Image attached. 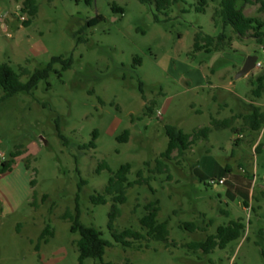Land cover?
I'll return each instance as SVG.
<instances>
[{"label":"rangeland","instance_id":"rangeland-1","mask_svg":"<svg viewBox=\"0 0 264 264\" xmlns=\"http://www.w3.org/2000/svg\"><path fill=\"white\" fill-rule=\"evenodd\" d=\"M220 1L210 0L200 13L196 0L166 12L140 0H38L39 12L25 26L17 17L23 0H0V12L16 16L14 29L6 30L0 20V63L19 72L22 66L34 71L57 56L74 59L66 70L57 63L33 95L0 101V159L22 152L15 158V170L0 174V264H81L80 234L63 218L67 210H75L78 194L80 221L115 243L109 228L112 201L95 205L90 197L103 193L125 163L131 164L129 180L134 184L115 227L142 231L145 205L159 199L158 220L168 222L169 239L144 242L142 248L115 244L102 259L82 264H264V132L252 150V134L238 121V141L232 129H213L184 155L161 157L169 143L166 125L192 134L209 126L213 117L224 120L245 113L235 93L214 85L234 82V91L250 98L258 77L264 76V40L242 39L231 27L225 30L229 38L223 48L195 50L199 31L215 37L223 31L213 20ZM114 3L124 12H115ZM239 6L247 16L264 21L261 1L241 0ZM98 15L101 21L87 26ZM250 55L262 66L237 79ZM220 106L224 112H218ZM126 129L129 139L120 141ZM94 130L97 148H83L93 140ZM104 161L110 169L97 172ZM21 169L19 190L11 178ZM140 171L152 177L149 184L135 183ZM81 178L88 184L79 193ZM223 178L225 183L219 184ZM233 221L244 229L224 248L210 253L193 248ZM47 224L54 236L37 251Z\"/></svg>","mask_w":264,"mask_h":264},{"label":"trees","instance_id":"trees-1","mask_svg":"<svg viewBox=\"0 0 264 264\" xmlns=\"http://www.w3.org/2000/svg\"><path fill=\"white\" fill-rule=\"evenodd\" d=\"M93 0H87L91 3ZM215 1V0H212ZM241 0H221L219 4L214 8L213 20L216 26H221L223 31L218 36H211L205 34L203 31H199L195 38V50L206 49L211 51L212 49L223 48L226 40L229 38L225 32L227 27H231L236 35L242 39L254 38L258 41L264 40V21L258 17L247 16L243 9L239 6ZM261 1V9L264 10V1ZM143 4H155L158 11L166 12L170 7L175 4L186 2V0H140ZM210 3V0H196V11L206 12V9ZM115 12H124L123 7H119L116 3L112 5ZM183 12H187V9H182ZM22 12L29 16L28 20L24 22L25 26L29 25L39 12L38 0H23ZM102 19L101 15L96 16L88 21L87 26H93L98 24ZM83 41L82 37L78 38V42ZM141 63V59L137 58ZM62 63V69L66 70L73 66L74 59L69 57L64 59L63 57H53L50 62L45 66L37 68L34 71L29 70L27 67H20L19 72L14 69L9 63H0V101H5L17 94L27 93L33 95L38 88V84L42 80L49 78L52 71L55 70V65ZM26 75L27 80L23 81L22 76ZM259 85L252 90L254 97H261L264 92V76L258 77ZM143 85V83H141ZM252 112L244 117L246 126L253 131H260L264 124V111L262 107H257L251 104ZM150 113L153 112L150 106L147 107ZM242 115L237 114L231 118L219 120L212 118L209 126L199 128L192 134L184 132L178 126L166 125V134L169 138L167 149L161 154L163 159H171L174 152L178 155H184L196 141L201 139H207L213 129L229 128L234 132L237 131L234 127L235 121ZM130 130L126 129L118 137L120 141L127 142L129 139ZM60 137L63 134L59 133ZM98 137V130L93 132V140L83 146L85 149L97 148L96 139ZM22 152H11V157L1 161L0 159V174L11 171L15 158L21 155ZM158 163L161 167H166L163 160L158 159ZM110 169L108 164L104 161L99 164L97 172L103 169ZM131 171V164L125 163L121 165L119 170L114 173L104 190L103 193L92 194L90 200L95 205L107 204L112 201V209L110 212L109 228L115 239V243L104 238L103 232L96 227L87 226L80 221V207L79 198L77 197V205L74 211L67 210L63 214V218L71 222V231L73 233H79L80 238L77 240V247L79 251V260L81 264L89 258H103L107 247L120 244L124 247L142 248L143 243L150 241H166L169 239L170 231L168 228V222H160L158 215L161 210L160 200L154 199L149 201L145 205L146 213L140 219L142 225V231L133 228H126L119 231L115 227V221L121 215V206L128 200L127 191L134 184L129 180V173ZM159 171H162L161 168ZM80 173V170H78ZM151 176L145 177L143 171L139 172V179L135 183L143 184L150 183ZM34 188L36 180L32 179L30 182ZM88 184V181L84 178L79 182V193L82 192L83 187ZM33 196H36V191L33 190ZM188 228L196 230L197 226L194 223L186 224ZM244 229V225L239 221H233L230 225H220L217 228V232L214 234H208L206 238L199 240L192 244L195 250H202L204 253H210L216 248H224L228 242L238 238ZM54 236V230L51 224H47L46 228L42 231L39 242L36 244V250L41 249V244L48 242L49 238ZM262 254L264 256V248H262Z\"/></svg>","mask_w":264,"mask_h":264},{"label":"crops","instance_id":"crops-1","mask_svg":"<svg viewBox=\"0 0 264 264\" xmlns=\"http://www.w3.org/2000/svg\"><path fill=\"white\" fill-rule=\"evenodd\" d=\"M2 10H4V9H1V11ZM15 14L13 13V15H10L9 17H6L4 20H2L1 22H2V26L6 29V30H8L9 28H15L16 26H15V24H14V22H13V20H15ZM241 68V67H240ZM240 68L238 69V71L240 70ZM251 73V72H250ZM250 73L248 74V75H250ZM248 75H246V76H248ZM245 77V76H244ZM232 86H235V83L234 82H230V84H229V86H227V85H222L221 87H219V86H216V85H214L213 87H215V88H222V89H226V90H228V91H230V92H232V93H235L236 95H237V97H238V102L244 107V108H246V111H245V113H243V114H241L242 116L240 117V118H238L237 119V121H235V123H234V127H236V129H237V131L236 132H234V135H233V138H234V140H236V141H238L240 138H238L239 137V130H240V128L236 125L237 124V122L238 121H241V124H242V126H241V129H247V130H249L250 132H251V134H252V150H256V147L260 144V142H261V138H262V135H263V132H264V124L262 125V128L260 129V131H253V130H250L247 126H246V124H245V121H244V117L246 116V115H248V114H250L251 112H252V107H251V104H253V105H255V106H257V107H262V111H264V92L261 94V97H243L242 95H240V94H238V93H236L235 91H234V89H233V87ZM253 89V88H252ZM252 92V91H251ZM218 112L219 113H221V112H224L223 111V109H222V106H220V107H218ZM238 113H234V114H232L233 116L234 115H237ZM215 118V117H214ZM220 120V119H219ZM15 170V168H14V165H13V168H12V170L11 171H8V173H11V172H13ZM23 169H21L20 170V172L19 173H17V175H15L14 177H13V179L11 178V184H12V186H13V188H15L16 187V189L18 188L19 190H20V181H21V177L23 176V171H22ZM5 173H7V172H5ZM24 177V176H23ZM255 178H256V176L254 175V177H253V180H252V183H251V185H250V191H249V194H251V190H252V188L254 187V183H255ZM262 187H264V185H261ZM30 193H31V191H29L28 192V196L30 195ZM24 196V195H23ZM33 242V241H32Z\"/></svg>","mask_w":264,"mask_h":264},{"label":"water","instance_id":"water-1","mask_svg":"<svg viewBox=\"0 0 264 264\" xmlns=\"http://www.w3.org/2000/svg\"><path fill=\"white\" fill-rule=\"evenodd\" d=\"M257 61H258V57L256 55L248 56L243 66L238 71L236 78L239 79L241 77L248 75L250 72H252L256 68Z\"/></svg>","mask_w":264,"mask_h":264},{"label":"built area","instance_id":"built-area-1","mask_svg":"<svg viewBox=\"0 0 264 264\" xmlns=\"http://www.w3.org/2000/svg\"><path fill=\"white\" fill-rule=\"evenodd\" d=\"M17 17H19V19L23 22H25L26 20H28L29 16L25 13L22 12V3H19L18 4V7H17ZM9 15H11L10 13H7V12H4V11H1L0 12V20H4L6 17H9ZM262 66V63L258 60L257 61V65L256 67H261ZM225 183V179H220L219 180V184H224Z\"/></svg>","mask_w":264,"mask_h":264}]
</instances>
